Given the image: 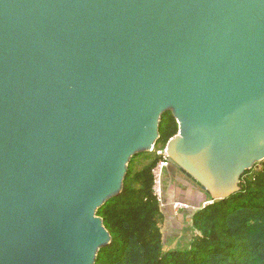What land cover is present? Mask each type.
I'll list each match as a JSON object with an SVG mask.
<instances>
[{
	"label": "water",
	"instance_id": "obj_1",
	"mask_svg": "<svg viewBox=\"0 0 264 264\" xmlns=\"http://www.w3.org/2000/svg\"><path fill=\"white\" fill-rule=\"evenodd\" d=\"M166 111L170 165L237 192L264 160V0H0V264H94Z\"/></svg>",
	"mask_w": 264,
	"mask_h": 264
},
{
	"label": "trees",
	"instance_id": "obj_2",
	"mask_svg": "<svg viewBox=\"0 0 264 264\" xmlns=\"http://www.w3.org/2000/svg\"><path fill=\"white\" fill-rule=\"evenodd\" d=\"M177 129L171 112H164L155 148ZM137 158L143 160L139 167ZM157 160L153 151L132 156L122 191L98 208L111 242L99 249L94 264H264V160L241 175L237 192L191 212L185 229L190 235L175 247L165 246L164 211L151 191ZM168 171L178 170L170 165Z\"/></svg>",
	"mask_w": 264,
	"mask_h": 264
},
{
	"label": "crops",
	"instance_id": "obj_3",
	"mask_svg": "<svg viewBox=\"0 0 264 264\" xmlns=\"http://www.w3.org/2000/svg\"><path fill=\"white\" fill-rule=\"evenodd\" d=\"M172 178L173 179L170 182V184L166 185L167 204L165 209L163 210L164 218H165V228L166 226L171 224L174 228L178 227L183 229L184 227L183 222L185 221L186 218V212L185 211L175 212L171 206L172 201L181 200L192 205H199L202 201L207 199L208 196L198 188H194L188 185L187 179L179 171L177 172L174 171L172 174ZM173 235L174 234L168 236L169 239L167 240V243L168 242L172 243L175 240V245H176L179 239L181 238V236L185 234L181 233V235H179V233L177 232L176 235L178 236L175 237Z\"/></svg>",
	"mask_w": 264,
	"mask_h": 264
},
{
	"label": "built area",
	"instance_id": "obj_4",
	"mask_svg": "<svg viewBox=\"0 0 264 264\" xmlns=\"http://www.w3.org/2000/svg\"><path fill=\"white\" fill-rule=\"evenodd\" d=\"M166 150H167L166 144L158 148H155L154 146V148L151 150L158 156V160L155 166L151 170V174H152L151 191L153 197L157 201L161 210H164L167 204V194L165 189L164 174L170 166V161H169V155ZM215 200L216 199L209 197L206 200L202 201L197 206L181 200H174L172 201L171 206L175 212H180V211L193 212L214 203Z\"/></svg>",
	"mask_w": 264,
	"mask_h": 264
},
{
	"label": "rangeland",
	"instance_id": "obj_5",
	"mask_svg": "<svg viewBox=\"0 0 264 264\" xmlns=\"http://www.w3.org/2000/svg\"><path fill=\"white\" fill-rule=\"evenodd\" d=\"M141 164H143V160L142 159H139V158L135 159V165L137 167H139ZM169 173H170V171L166 172V178H167L168 182H171L173 178H172V175H170L171 173L170 174ZM190 213H191V211L190 212H186V218H185V221L183 222V224H184L183 229L182 228H178V227L174 228L171 224L170 225L167 224L168 226H166V228H165L166 236H169V235L171 236L172 234H174L173 236L176 237V236H178V235H176V233L178 232L179 235H181V233L185 234V238L184 239H182L183 238L182 236L179 239L181 241V243L186 241V239H187L186 237H189V235H190V232L185 230L187 228V226L190 224ZM165 246L166 247H175L177 245H175V240H174L172 243H170V242L167 243L166 242Z\"/></svg>",
	"mask_w": 264,
	"mask_h": 264
}]
</instances>
